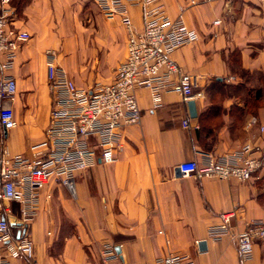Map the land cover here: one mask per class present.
I'll use <instances>...</instances> for the list:
<instances>
[{
    "label": "crops",
    "instance_id": "crops-1",
    "mask_svg": "<svg viewBox=\"0 0 264 264\" xmlns=\"http://www.w3.org/2000/svg\"><path fill=\"white\" fill-rule=\"evenodd\" d=\"M158 1L198 34L171 53L204 95L195 99L196 116L176 93H164L153 109L148 90L137 88L141 119L122 128L116 159H90L74 173V195L53 177L41 189L29 264H87L104 243L118 258L100 264H156L172 251L191 264H264L261 241L242 261L235 240L248 222L264 220V168L245 181L184 176L178 169L202 153L221 155L247 142L264 150V7L255 0ZM8 6L12 25L30 38L7 71L15 80V125L4 142L10 153L30 157L51 109L45 51L80 87L110 82L126 54L127 29L120 15L104 16L95 0H9ZM127 17L142 29L139 5L128 6ZM223 213L231 215L229 234L210 237L208 228Z\"/></svg>",
    "mask_w": 264,
    "mask_h": 264
},
{
    "label": "built area",
    "instance_id": "built-area-1",
    "mask_svg": "<svg viewBox=\"0 0 264 264\" xmlns=\"http://www.w3.org/2000/svg\"><path fill=\"white\" fill-rule=\"evenodd\" d=\"M188 1L194 4L207 0ZM255 1L264 7V0ZM95 2L104 16L118 14L122 17L127 29L125 57L115 67L110 82L95 81L89 87H80L56 61L55 53L50 49L45 51L51 109L44 139L30 147L32 155L28 157L10 153L4 135L15 125L11 105L15 80L7 71L30 33L12 25L9 0H0V264H11L12 259L18 260V264H29L32 259L30 224L38 211L41 189L51 177L74 195L76 171L85 168L96 156L102 163L116 159V152L122 148V128L141 119L137 88L148 90L153 109L160 107L162 96L167 92L180 95L184 101L204 96L202 91L193 88L191 75L182 71L171 58L172 51L198 38L195 29L179 16L170 17L158 0ZM131 5L142 9L143 27L139 31L132 28L127 17ZM182 125L187 126L188 120L183 119ZM259 129L262 131L264 126ZM262 168L264 150L248 142L221 155L205 152L200 159L178 163L184 176L240 181L249 179ZM230 216L223 213L221 222L208 228V235L219 238L229 234ZM255 239L264 244V220H252L236 233L237 251L242 261L252 258ZM116 258L118 254L113 245L104 243L99 258L87 264ZM156 264H191V261L186 255L172 251L156 257Z\"/></svg>",
    "mask_w": 264,
    "mask_h": 264
},
{
    "label": "water",
    "instance_id": "water-1",
    "mask_svg": "<svg viewBox=\"0 0 264 264\" xmlns=\"http://www.w3.org/2000/svg\"><path fill=\"white\" fill-rule=\"evenodd\" d=\"M187 106H188L189 115L191 117H195L196 116L195 100L194 99L187 100ZM199 245L203 246L204 241H200ZM117 250H118V248H117Z\"/></svg>",
    "mask_w": 264,
    "mask_h": 264
},
{
    "label": "rangeland",
    "instance_id": "rangeland-1",
    "mask_svg": "<svg viewBox=\"0 0 264 264\" xmlns=\"http://www.w3.org/2000/svg\"><path fill=\"white\" fill-rule=\"evenodd\" d=\"M262 178H264V174H263Z\"/></svg>",
    "mask_w": 264,
    "mask_h": 264
}]
</instances>
